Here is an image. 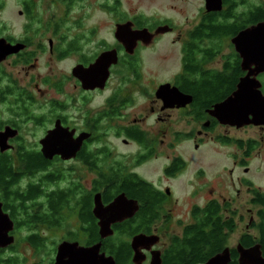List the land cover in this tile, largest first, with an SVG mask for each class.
I'll use <instances>...</instances> for the list:
<instances>
[{"label": "flooded vegetation", "instance_id": "obj_1", "mask_svg": "<svg viewBox=\"0 0 264 264\" xmlns=\"http://www.w3.org/2000/svg\"><path fill=\"white\" fill-rule=\"evenodd\" d=\"M220 2L219 9L207 10L205 0H174L175 17L137 10L133 0H0V135L9 133L0 159L10 167V176L0 178V209L11 222L1 228L6 243L0 264H55L62 243L99 245L97 253L116 264H152L157 253L159 264H174L176 254L191 255L183 236L208 205L233 224L220 228L224 243L216 254L227 248L228 264H239L237 246L258 244L264 257V192L249 178L237 177L254 206L246 214L240 213L245 203L239 189L225 196L198 184L192 185L187 215L180 212V179L191 162L182 145L194 155L211 145L224 149L230 173L247 174L264 151V124L220 122L214 114L256 69L245 67L233 39L264 22V0ZM140 30L145 36L136 37ZM158 66L165 76L153 69ZM145 74L156 77L141 83ZM250 79L264 95V72ZM162 85L169 87L158 96ZM56 128L70 139L83 136L69 158L43 154L41 141ZM30 155L44 163L30 168ZM155 162L159 179L140 171ZM205 188L207 201L193 203ZM119 196L136 210L102 238L94 202L106 207ZM139 234L158 240L139 247L143 259L134 261L131 238ZM120 247L127 253L117 260Z\"/></svg>", "mask_w": 264, "mask_h": 264}, {"label": "water", "instance_id": "obj_2", "mask_svg": "<svg viewBox=\"0 0 264 264\" xmlns=\"http://www.w3.org/2000/svg\"><path fill=\"white\" fill-rule=\"evenodd\" d=\"M207 10L219 9L221 7L220 0H205ZM136 37L145 36V31H135ZM237 50L241 53L243 58V64L249 68L253 65L255 71H249L241 84L239 85L238 91L228 101L215 106L214 114L218 117L220 122L231 121L232 123H248L253 122L255 124H264V95H261L259 83H256L254 79H250L251 75L257 72H264V22L258 23L257 25L246 28L239 32V34L233 39ZM106 73L100 77L101 84L103 86L107 79V67ZM254 80V81H250ZM246 83V85H245ZM96 84H93V86ZM169 86H159L157 95H161L166 91ZM172 92V91H171ZM174 94H176L174 89ZM175 99H179L177 95ZM238 107V111H231L230 115L225 114L224 108ZM251 116V118H249ZM65 129L56 128L54 131L48 133V135L41 141L43 144V154L47 158H51L54 154H59L62 158H69L74 155V152L78 150L82 143L83 136L77 139H70ZM9 133H2L0 135V145L2 148L7 147L3 144L7 140ZM126 201L124 196L117 197L111 204L104 207L99 199H96L95 203V214L99 219L100 233L102 238H106L112 235L113 230L110 227L113 223L121 221L125 218L131 217L135 212L136 207H133L134 202L123 206ZM10 220L4 215L0 209V246L5 245L6 241L3 240L5 233L2 232L1 228L10 227ZM11 223V222H10ZM131 245L135 253L133 256L134 261H140L143 257L137 251L139 247H144L147 244L157 242L158 238L154 235H143L139 234L131 238ZM68 243H62L58 248L55 264H92L95 263V258L100 259L101 264H116L112 256H107L105 253L98 254L99 245L92 248L73 247ZM238 247L239 252V264H264V257L261 255L260 247L258 244L251 246L250 248ZM229 251L225 248L220 253L212 256L206 260L203 264H228L229 262ZM159 254L152 256V264H159Z\"/></svg>", "mask_w": 264, "mask_h": 264}, {"label": "rangeland", "instance_id": "obj_3", "mask_svg": "<svg viewBox=\"0 0 264 264\" xmlns=\"http://www.w3.org/2000/svg\"><path fill=\"white\" fill-rule=\"evenodd\" d=\"M134 7L138 10H143L146 12L150 11H156L159 14L166 15V16H175L177 15V10H173L171 8V5L174 4V0H133ZM157 72H159L160 76H165L164 70L160 69V66L153 68ZM155 73V72H154ZM152 74V72H151ZM156 77L155 75H143L141 79V83H146L148 81V78ZM149 87H152L150 85ZM53 93V92H52ZM50 96H53L51 93H49ZM139 100L146 99L142 95L139 97ZM31 141L33 139H30ZM29 140V141H30ZM210 149L207 150L204 154H197L194 155L193 153H188V147L186 145H182L180 151L184 153L185 155H188V157L191 159L189 168L187 170V173H185L184 176L180 179V190H181V198L183 200L180 208V212H186L184 213L187 215V210L190 207L189 203V196L191 191L193 190L192 185L198 184V185H208L213 187L214 190L223 192L225 196L233 195L235 194V190H240V196L239 202L243 205L242 208H240V213H247V208H254L249 202V194L245 191L244 188H242L239 184H237V177L242 176L249 178L252 180L253 188H259L260 191L264 192V151L259 156H255L251 163V170H248V173L245 174L243 171H236L233 170L230 172L229 168L231 166L226 161L225 157V150L220 149L218 147H215L214 145H211L209 147ZM202 170L201 174L199 176H196V171ZM142 173H145L148 177H151L153 179H159V164L157 162L145 165L141 170ZM235 182V183H234ZM222 185L227 186V190L229 193H227L226 190H222ZM215 187H221L219 189ZM213 195L218 198L216 193H213ZM209 194L207 192V189L205 188L204 192H199L196 195V198L194 197L193 203H197L199 205L204 204L207 199L209 198ZM219 199V198H218ZM187 221H190L189 218H186ZM247 219L244 222H247ZM239 226H244V224H240ZM236 240V235H232L229 239V243L233 244ZM165 241H167V238H165Z\"/></svg>", "mask_w": 264, "mask_h": 264}, {"label": "trees", "instance_id": "obj_4", "mask_svg": "<svg viewBox=\"0 0 264 264\" xmlns=\"http://www.w3.org/2000/svg\"><path fill=\"white\" fill-rule=\"evenodd\" d=\"M2 161V162H1ZM0 178H4L5 176H10V167L6 165L4 160L0 159ZM27 164L29 167H36L40 166L44 163V160L41 159L39 156L30 155L26 159ZM28 167V168H29ZM263 196V205H264V195ZM198 214L195 216L196 223L192 225L191 228H194L192 231H188L183 237L184 242L188 243L189 248H187L191 255L176 254L172 257V261L174 264L179 263V261H185L187 259H191L192 262L195 263H202L207 260L209 257L216 254L220 251V247L224 243V235L220 231L222 226L232 227L233 224L228 223V220H223L222 217L219 215V209L216 207H210V205L201 208L198 210ZM264 221V220H263ZM204 228H209V230L204 231ZM262 240L261 243L263 244L264 249V224L262 229ZM174 241V240H173ZM121 248V255L117 256V260L122 259V254L125 255L127 252L126 248Z\"/></svg>", "mask_w": 264, "mask_h": 264}]
</instances>
